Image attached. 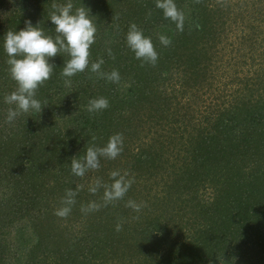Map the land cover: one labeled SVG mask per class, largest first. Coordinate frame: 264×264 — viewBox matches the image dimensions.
Wrapping results in <instances>:
<instances>
[{
	"label": "trees",
	"instance_id": "1",
	"mask_svg": "<svg viewBox=\"0 0 264 264\" xmlns=\"http://www.w3.org/2000/svg\"><path fill=\"white\" fill-rule=\"evenodd\" d=\"M14 1L0 22V264L4 234L22 222L36 239L24 264H264V0H174L182 31L156 0H72L73 11L86 6L94 15L90 64L103 59L101 72L117 70L120 80L90 65L64 77L70 57L58 53L36 92L42 112L4 126L5 97L17 89L4 35L30 20L55 36L52 5L67 2ZM133 23L151 37L155 65L128 47ZM99 97L108 108L89 112ZM66 116L70 125L55 128ZM117 133L123 150L115 159L72 173L73 156ZM113 171L131 186L106 203L105 187L89 189L97 180L111 185ZM69 189L76 202L59 217ZM137 200L139 211L128 203Z\"/></svg>",
	"mask_w": 264,
	"mask_h": 264
},
{
	"label": "clouds",
	"instance_id": "2",
	"mask_svg": "<svg viewBox=\"0 0 264 264\" xmlns=\"http://www.w3.org/2000/svg\"><path fill=\"white\" fill-rule=\"evenodd\" d=\"M53 11L50 14L51 23L55 26L56 35L46 34L37 25H33L30 20L26 21V26L19 31H8L4 37V50L8 57L7 64L13 80L17 82V89L5 97V102L15 105L10 108L7 114L9 122L14 121L22 113H41L40 100L36 98V92L44 81L51 77L54 71V63L51 58L58 53H66L70 59L63 63L62 75L72 77L78 72L90 71L98 73L102 78L106 77L112 82L120 80L117 70L111 73L101 72L103 59L90 64V46L95 42L96 25L92 19L94 15L88 7L82 6L73 11L72 0H67L64 4H53ZM156 7L163 10L164 17L171 19L178 30L182 31L184 26V14L179 10L174 0H156ZM164 45L171 43L166 36L160 37ZM128 47L134 52L135 57L145 63L155 65L158 60V52L155 50L151 37L145 36L143 31L133 23L126 34ZM111 55V50H109ZM70 84V80L65 81ZM109 101L105 97L95 98L89 101V112H98L108 108ZM123 150V136L117 133L109 138L104 147L90 146L83 157L73 156L71 158V170L76 176L83 177L89 169L100 167V158L107 157L115 159ZM113 183L104 186L100 180L89 190L95 193L98 188L105 187L104 200L109 202L122 198L131 186V181L119 171L111 173ZM118 177V178H117ZM76 191L69 189L62 199V206L56 210L59 217H67L75 204ZM129 206L139 211L140 205L129 201ZM90 208L97 205L90 204ZM120 225H117V230Z\"/></svg>",
	"mask_w": 264,
	"mask_h": 264
},
{
	"label": "rangeland",
	"instance_id": "3",
	"mask_svg": "<svg viewBox=\"0 0 264 264\" xmlns=\"http://www.w3.org/2000/svg\"><path fill=\"white\" fill-rule=\"evenodd\" d=\"M6 1V0H5ZM25 2V0H22L21 2ZM12 3H8L6 1H2L0 3V22L8 16L9 12L8 10H13V5L15 1L11 0ZM17 3V2H16ZM12 8V9H10ZM225 80V78H224ZM7 107L14 108L15 105L6 104ZM7 110V112L9 111ZM73 117V115H72ZM74 118V117H73ZM55 128H60L61 130L64 128H67L70 123L71 119L70 117L66 116L62 119H59L52 124H54ZM8 125L7 118L4 122V126ZM56 125H58L56 127ZM6 194V193H4ZM136 204H139L138 200L135 202ZM5 239V250L3 253L5 264H24L25 260V254L27 249L36 241L35 237L33 236V233L29 229V225L27 222H22L19 224H16L15 226L10 227L7 229L6 233L4 234ZM134 262H132L133 264ZM109 264H113V262H109Z\"/></svg>",
	"mask_w": 264,
	"mask_h": 264
}]
</instances>
